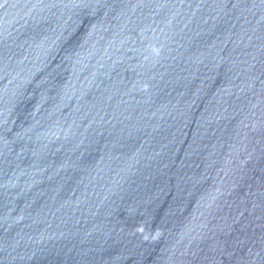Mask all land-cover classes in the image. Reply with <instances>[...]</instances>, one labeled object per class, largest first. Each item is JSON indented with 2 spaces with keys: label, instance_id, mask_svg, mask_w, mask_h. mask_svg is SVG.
Wrapping results in <instances>:
<instances>
[{
  "label": "water",
  "instance_id": "1",
  "mask_svg": "<svg viewBox=\"0 0 264 264\" xmlns=\"http://www.w3.org/2000/svg\"><path fill=\"white\" fill-rule=\"evenodd\" d=\"M0 264H264V0H0Z\"/></svg>",
  "mask_w": 264,
  "mask_h": 264
}]
</instances>
